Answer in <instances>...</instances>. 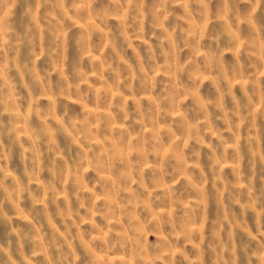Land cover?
<instances>
[{
  "label": "rangeland",
  "instance_id": "374dc122",
  "mask_svg": "<svg viewBox=\"0 0 264 264\" xmlns=\"http://www.w3.org/2000/svg\"><path fill=\"white\" fill-rule=\"evenodd\" d=\"M0 264H264V0H0Z\"/></svg>",
  "mask_w": 264,
  "mask_h": 264
}]
</instances>
